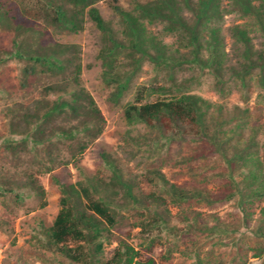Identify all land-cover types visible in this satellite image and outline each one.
Wrapping results in <instances>:
<instances>
[{
    "label": "rangeland",
    "instance_id": "1",
    "mask_svg": "<svg viewBox=\"0 0 264 264\" xmlns=\"http://www.w3.org/2000/svg\"><path fill=\"white\" fill-rule=\"evenodd\" d=\"M161 1L94 3L104 33L90 20L88 8L53 0L54 7L75 16L79 29L72 33L53 24L54 10L46 0H0V184L4 190L20 186L0 194V264H74L60 247L48 245L44 233L63 196L68 206L82 209L72 188L105 200L115 218L99 239L102 251L93 264H111L120 241L156 264H264L259 191L264 188V0H216L211 17L198 23L199 0H172L174 9L164 8L163 17L138 10ZM240 1L249 4V12ZM128 17L142 29L144 54L129 47ZM193 26L199 31L197 45L187 30ZM211 30H217L219 50L212 46ZM109 36L120 44L111 56ZM15 41L22 53L67 49L55 57L71 64L63 72L37 69L24 78ZM158 50L173 67L151 60ZM76 82L101 113L98 134L84 107L44 118L54 104L70 102ZM119 82H127V88L116 100ZM159 87L173 92L149 95ZM180 93L201 98L203 130L189 123L165 122L160 129L125 120L129 105ZM203 131L223 143L221 149L215 150ZM7 140L18 148L7 149ZM245 158L249 169L239 167ZM37 191L43 192L39 198Z\"/></svg>",
    "mask_w": 264,
    "mask_h": 264
},
{
    "label": "trees",
    "instance_id": "2",
    "mask_svg": "<svg viewBox=\"0 0 264 264\" xmlns=\"http://www.w3.org/2000/svg\"><path fill=\"white\" fill-rule=\"evenodd\" d=\"M53 0H46L47 7L54 10L53 16V24L61 29H65L72 33L77 32L79 29L78 24L76 23L75 16H68L66 11L59 5L54 7L52 5ZM106 0H69L75 6L80 5L82 8H88V16L90 20L95 24V26L106 33L107 27L105 26V22L103 21L99 11L97 8L93 7V4L96 2H103ZM172 0H164L156 8L139 6L138 10L142 15H149L150 12L158 14L163 17L164 8H168L173 10V5L169 4ZM187 2V0H185ZM240 4L244 6L242 10L245 12H249V4L242 3ZM264 7V2L262 6ZM216 8V0H199L197 12L195 13L196 22L198 23L202 17L207 18L211 17L210 12H214ZM118 11V10H117ZM121 13V12H120ZM1 18V16H0ZM2 19V18H1ZM129 25V33L132 37V41L129 44L132 49H137L141 51L143 54L146 51L143 49V38H142V29L139 25L131 19V17L127 18ZM188 34L191 42L194 45H197V41L199 39V31L197 26H193L191 28H187ZM217 30H211L212 33V46L216 50L220 49V41L216 34ZM20 34L16 31L15 37L18 39ZM23 36V34H22ZM239 36L242 40L243 34L239 32ZM239 38V39H240ZM240 39V40H241ZM17 41V40H16ZM14 42V46L16 47L15 55L21 60L25 62L23 69L21 70V75L26 78L33 73H36L37 69L45 71V72H63L69 64H71V60L67 58H58L55 57L56 54L60 55L63 52H66L65 49L63 52L56 48L54 52L50 53H41L32 51L31 53H22L19 49V43ZM110 46H108V55H113L117 48L119 47V43L116 42L109 36L108 38ZM56 53V54H55ZM165 52L158 50L156 51V55L151 57V60L155 62V64H163L166 67H173L174 63L170 62L169 58L164 57ZM215 60L212 62L214 64ZM264 63V62H263ZM75 74L80 73V65L77 64L74 66ZM78 76V75H77ZM76 89L71 94L70 102H62L56 103L52 107L48 109V111L44 114V118H47L53 114L64 111V109H68L70 113L76 114L80 107L86 108L90 114L93 123H96L98 126L97 134L100 133V123H102V116L97 108L93 98L91 95L82 87H79V84L76 82ZM127 88V82L125 84H121L117 86L114 92V99H119L122 96L123 91ZM7 91V90H6ZM168 92H173V89L170 87H159L155 90H150V93H160L165 95ZM143 95L142 92H138L137 102H140ZM203 105L201 98L192 94H182L179 96H169L168 98H164L162 100H157L154 102H147L144 104L129 105L124 112L125 120L129 123H143L146 125H151L155 123L161 129L163 123L170 122L171 124H186L189 123L201 130H203L205 126ZM11 133H17L13 128L10 129ZM203 137L210 143L215 150L221 149V145L223 143H216L215 136L207 134L206 131L202 132ZM33 144H38V140L33 139ZM26 145V142H24ZM6 148L12 151L16 150L18 147L15 145V142H10L9 140L5 141ZM14 149V150H13ZM84 150V147L81 148V151ZM81 153V152H80ZM223 153V152H222ZM243 162L239 167L242 169H249L251 166L246 164L249 160L247 158L243 159ZM233 169V168H231ZM52 169L49 168L46 172H51ZM252 175V172H249ZM116 179H119L116 176ZM252 179H259L258 176H252ZM121 187L126 188V192L128 196L130 194V188L127 184L121 182ZM10 188H6L4 190L1 188L0 184V194L12 193L16 188H20L15 184L10 185ZM30 189L32 186H28ZM262 194L264 195V188L262 190ZM75 194L79 200L82 202V209H77L74 205H69V199L65 196L60 200V210L55 217L52 225L46 228L44 232L47 236L48 245L50 247H60L59 252L64 255L70 262L74 264H93L97 263L96 255L101 253L102 244L99 241L103 232L107 231L108 228L114 226L115 218L112 215L110 207L107 205L106 201L103 199L93 200L89 194V190L85 188L74 189L71 191ZM43 192H36L38 198L41 196ZM15 199L17 201L20 200V196L15 195ZM136 200V199H134ZM68 241L73 243L72 246L67 245ZM99 241V242H98ZM84 245V246H83ZM255 258L260 257V254H255ZM111 264H156L155 260L152 257H148L146 259L141 258V254L138 250H136L131 245L127 244L124 241H120L118 248L114 254L113 259L111 260Z\"/></svg>",
    "mask_w": 264,
    "mask_h": 264
}]
</instances>
